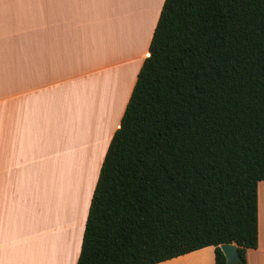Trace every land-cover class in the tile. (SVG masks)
<instances>
[{
	"label": "trees",
	"instance_id": "trees-1",
	"mask_svg": "<svg viewBox=\"0 0 264 264\" xmlns=\"http://www.w3.org/2000/svg\"><path fill=\"white\" fill-rule=\"evenodd\" d=\"M90 199L76 264L258 241L264 0H164Z\"/></svg>",
	"mask_w": 264,
	"mask_h": 264
},
{
	"label": "crops",
	"instance_id": "crops-1",
	"mask_svg": "<svg viewBox=\"0 0 264 264\" xmlns=\"http://www.w3.org/2000/svg\"><path fill=\"white\" fill-rule=\"evenodd\" d=\"M163 1L0 0V264H76ZM263 194L246 264H264ZM156 264H214V247Z\"/></svg>",
	"mask_w": 264,
	"mask_h": 264
},
{
	"label": "water",
	"instance_id": "water-1",
	"mask_svg": "<svg viewBox=\"0 0 264 264\" xmlns=\"http://www.w3.org/2000/svg\"><path fill=\"white\" fill-rule=\"evenodd\" d=\"M219 247L224 254L225 264H238L241 262L235 242L221 243Z\"/></svg>",
	"mask_w": 264,
	"mask_h": 264
},
{
	"label": "rangeland",
	"instance_id": "rangeland-1",
	"mask_svg": "<svg viewBox=\"0 0 264 264\" xmlns=\"http://www.w3.org/2000/svg\"><path fill=\"white\" fill-rule=\"evenodd\" d=\"M262 203H264V194L262 195Z\"/></svg>",
	"mask_w": 264,
	"mask_h": 264
}]
</instances>
